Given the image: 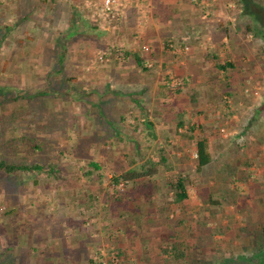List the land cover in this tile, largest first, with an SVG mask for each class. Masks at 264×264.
Listing matches in <instances>:
<instances>
[{
  "label": "crops",
  "instance_id": "crops-1",
  "mask_svg": "<svg viewBox=\"0 0 264 264\" xmlns=\"http://www.w3.org/2000/svg\"><path fill=\"white\" fill-rule=\"evenodd\" d=\"M122 1L118 14L107 17L100 14L102 0H0V34L5 36L0 42V66L7 70L0 69V75L20 86L12 91V100L30 99L33 93L38 98L44 93L39 85L51 78L65 88L58 91L61 100L55 104L41 106L35 114L28 112L38 118L22 123L20 136L27 141L38 138L32 125L51 120L43 112L59 118L56 113L67 103L69 93L86 104L85 125L74 113L71 129L87 133L79 134L69 148L82 139L85 144L63 159L56 156L50 161L51 156L40 154L34 164L43 167L27 171L44 178L63 177L60 193L70 192V204L62 208L69 213L70 224L62 226L64 216L57 218L61 229L54 259L57 264H90L91 260L102 264L94 257L102 255L106 235L117 232L120 257L127 259L138 249L133 264H163L159 243L165 232L171 235L170 242L185 241L190 253L195 249L217 262L228 256L234 236L214 233L206 223L221 228L235 226L236 220L241 224L264 221V108L258 110L264 93L250 83L252 69L244 76L227 78L216 68L225 60L238 68L242 61L248 63L246 53L260 49L248 30L253 18L243 13L242 0ZM258 1L264 4V0ZM103 47L101 62L95 61L96 50ZM215 54L220 58L215 59ZM229 81L233 94L225 93ZM27 84L33 90L22 89ZM76 89L81 92H74ZM15 110L20 111L15 107L8 112ZM207 115H220L222 123L220 127L216 120L212 127L204 123L208 131L214 130V160L197 171L196 145L180 135L184 132L178 122L207 119ZM110 130L113 132L107 136ZM223 130L227 132L221 133ZM232 136L237 142L231 141ZM57 143L61 151L68 145L61 135ZM48 145L44 143L43 152ZM79 148L89 152L79 155ZM138 149L142 153L137 155ZM43 157L50 162H42ZM92 162L101 164V170ZM148 163L156 164L155 172L135 179V186L125 189L123 198V190L116 193L111 180L105 185L97 183L103 182L105 171L113 179ZM50 164L55 165L53 170ZM234 169L239 173L231 186L237 189L238 201L210 206L203 199L208 193H217L215 175ZM179 176L187 180L184 207L197 221L180 225L181 234L176 232L178 219L173 212L179 213V207L171 204L172 183ZM148 178L147 185L142 183ZM165 196L169 209H164ZM220 208L234 213L236 220H229L228 213L221 218L208 212ZM189 225L191 229L184 230ZM71 240L72 246H66Z\"/></svg>",
  "mask_w": 264,
  "mask_h": 264
},
{
  "label": "rangeland",
  "instance_id": "rangeland-1",
  "mask_svg": "<svg viewBox=\"0 0 264 264\" xmlns=\"http://www.w3.org/2000/svg\"><path fill=\"white\" fill-rule=\"evenodd\" d=\"M261 49L262 47L260 46V49H255V51L246 53L245 59L249 60V64H253L252 68L250 67L249 69L253 71V73L252 71L250 72L253 78L250 83L256 86L257 91L260 93L263 91L264 93V52ZM105 50V47L96 50L95 61L101 62L100 56H102ZM2 56L3 54L0 55V57ZM43 59L50 63V60L46 59L44 56ZM0 69L7 71L6 66L3 65L0 66ZM52 69L55 70L57 67L55 66ZM67 73L69 74L70 71ZM50 80L51 82L48 79L45 81L46 83L43 82L39 85V87L44 90V93L39 94L36 100H12V95L15 94L12 91L18 90L20 86L8 80L5 75H0V135L6 136L3 138L0 137V159H5L13 163H26L30 165L37 161V156L40 154H43L42 156H44V154L45 156H51L52 158H50V161H54L56 156L63 159L64 157H71L73 154H76V149L70 150L73 146L70 148L69 146L74 143L79 134H86L87 131L83 132L79 129L80 131L78 132L77 130L75 131V128L72 130L71 122H75L73 120H76L73 118L75 116L74 113L77 114L79 123H83L82 126L85 125L87 119L85 115L86 104H82L83 102H81V100L79 101L77 98H74L72 93L68 94L67 103L63 102L60 107L61 109L56 113L59 118L53 119L51 117L55 114L53 112L51 116V113L48 114V111L47 113L43 112V116H47V118L51 120H48L44 125H40L34 121L35 124L31 127L35 135L40 134L38 135L40 136L39 138L42 139L46 145L49 144L47 151L43 152L39 150L35 152L31 149V146L39 142L36 139L22 144L21 149L12 147V144L9 146L10 143L8 144V142L5 141L11 137L20 136V134L23 133L22 130H20L23 126L22 123L28 124L29 119L35 120L38 118L37 115H29V113L34 112L35 114L37 113V108L41 110V106L48 105V107H50L52 102L55 104V101L61 100L58 91H62V89L65 90L64 86L57 79L51 78ZM21 82L22 85H25L23 81ZM250 83L247 84L251 86ZM23 88L25 90L29 88L30 91V89L33 90L34 87L27 84L23 86L22 89ZM46 89H48V92L45 91ZM74 92L80 93L81 90L76 89ZM51 93H57L58 95L51 96ZM32 95L34 97L37 96V94L34 95V93ZM40 96L43 97L40 98ZM56 97H58V100L55 99ZM54 104L53 106L55 108L56 106ZM15 107L20 110L17 120L11 121L6 125L3 124L1 115L13 110ZM78 109L79 112L77 113ZM219 116L207 115V119L197 117L195 120L191 118L196 125L195 131L199 132L201 130L200 125H204V123H208L206 126L210 123L209 127H212L211 122H214V120L218 121ZM73 125H76V123H73ZM180 127L181 131L186 132L190 127V122ZM225 127L226 126H224V128ZM204 128L203 126V130ZM223 132L227 131H221V133ZM59 135H61L68 144L67 146L65 145L66 147L63 148L62 151L61 148H59V143H57ZM88 152L89 150L85 148V150L79 149L77 153L85 156ZM47 160L48 159H45V157L42 158V162H48ZM105 175L106 177L102 179L103 182H97L98 184L103 183L105 185L108 184L110 180L112 182L111 172L106 173L105 171ZM62 179L63 177L55 179L54 176H47L44 178V176L39 175L37 172L27 171L15 172L7 175L0 174V264H57L54 256L55 250L58 247L56 240L57 237H59L58 235H60L59 231L61 229L58 225L57 218L59 219L64 216V218H62L64 222L60 223L62 226L66 225V223L70 224L69 220L71 219L69 213L62 209L64 205L70 204V192L66 193L64 191L60 193L62 191ZM126 188H131V184ZM68 208L69 206L67 209ZM64 230H67V228L64 227ZM68 230V232H71V228ZM66 237L68 236L66 235L65 238ZM50 238L55 242H50ZM118 239L119 236L117 232L106 235L104 238L105 242L102 244V255H97L94 259L102 261V264L104 262L107 264H120V262H123V264H133V258L137 254L138 249H134V252L131 253V257L127 259L120 257L121 252L117 246ZM70 244L72 246V240L68 242L66 246L69 245V247H71ZM62 245L64 246L65 244L63 243ZM44 250H46V254L42 256L40 251ZM67 250L69 249L67 248ZM60 260L63 262L62 259H59V261Z\"/></svg>",
  "mask_w": 264,
  "mask_h": 264
},
{
  "label": "trees",
  "instance_id": "trees-1",
  "mask_svg": "<svg viewBox=\"0 0 264 264\" xmlns=\"http://www.w3.org/2000/svg\"><path fill=\"white\" fill-rule=\"evenodd\" d=\"M243 5H244V14L247 16H250L252 19V22L248 24V30L253 32L254 39L261 44L260 46L263 48L264 52V4L258 0H242ZM230 37V36H229ZM5 38V36L0 34V42ZM242 53V52H240ZM243 54V53H242ZM242 54H240V60L242 59ZM216 55V54H215ZM245 56V55H244ZM215 59H219V56H214ZM226 62L223 63H216L217 69L222 70L225 72V75L227 78L229 77H234L237 75L244 76V74L247 73V70L250 71V67L252 68L253 64L252 63H246L245 61H242L241 65L238 66L234 62ZM249 65V67H246ZM62 67V66H61ZM61 67H59L61 69ZM233 72L231 73V71ZM246 79V77H244ZM233 84L229 81L228 84L225 86V93L228 94H233L231 92V86ZM241 88V86L238 87V91ZM242 88L240 89V91ZM48 92V91H47ZM19 98H14V100H18ZM30 99H35L36 98L31 95ZM1 105V103H0ZM264 108V97L261 100V104L258 107V110L261 111ZM17 110L12 111V112H5L1 115V119L3 124H8L10 121H16L19 114L16 112ZM258 111V112H259ZM10 119V120H9ZM15 119V120H14ZM190 122V127L187 129L186 132L181 133V136H184L188 138L191 141H194L196 145V150H197V165L196 169L197 171H202L203 167L208 166L211 164L214 160V146L212 143V135H214V131L210 132L207 130V128H204L203 130V125L201 126V132H196L195 131V122L192 120H182L178 122L179 126H183L185 123ZM193 122V123H191ZM220 123L219 127L221 126L222 121H217V124ZM218 127V129H219ZM112 130L107 132V136H110ZM114 135L116 133L114 132ZM1 138L6 137L5 135L1 136ZM31 138V140H38L39 142L36 143L35 145L31 146V149L35 152L39 150L44 149V142L42 139L39 138ZM0 138V139H1ZM264 138V136L262 137ZM237 142V138L233 137L231 138V141ZM28 139L25 138L24 136H14L9 138L8 140H5L8 142L9 146L12 144V147H15L17 149H21V145L27 143ZM12 142V143H11ZM85 144L83 143V139L80 140V142L76 143L71 150H75L77 147H80ZM26 147V146H25ZM103 147V146H101ZM239 147V146H238ZM79 148V149H80ZM16 149V150H17ZM84 149V148H83ZM98 149V148H96ZM138 153H142L141 149L137 150V155ZM92 166H94L95 169L101 170L102 165L99 164L98 162H92ZM52 170L55 167L54 164H50ZM156 164H145L142 166L141 169H130L126 172L125 175L123 176H117L112 179V188L116 190V193L119 192L121 189L123 191L120 192L122 195V198L124 194H126L125 189L126 187L131 184V187H134L135 185L133 184L134 180L137 178H142L143 176H150L152 172L154 171V167ZM42 165L34 164V165H28L26 163H13L9 162L8 160L5 159H0V174H12L15 172H24V171H31V170H38L42 168ZM211 167V166H210ZM91 172V171H90ZM155 172V171H154ZM238 169L234 170H227L223 171L222 174L218 173L215 175L219 187L217 189V193H208L206 195V199H203L204 201L208 202L211 205H217L221 204L224 206L228 205H234L238 201V196L236 195L237 189L232 188L231 183H234L237 180L238 175ZM146 185L148 184L147 182H150V178L144 179ZM123 181L125 182L124 186H120L119 184ZM186 179L182 178L179 176L173 183L172 187L175 189V192L172 195V202L171 204L178 205L179 207V213L175 210H173L175 217L178 219L177 224L179 228L176 229V232L181 234V231H183L182 227L180 228V225L185 223H192V224H197L196 219L192 216L193 212L188 211L184 207V200L188 197V192L186 189ZM131 182V183H130ZM119 185V186H118ZM138 188V187H137ZM136 189V188H135ZM168 196H165V202L167 200ZM171 206L168 205L166 202L165 208L164 209H169ZM177 207V208H178ZM166 212V211H165ZM212 215H220L222 216L221 218H225L224 213H228L229 215V220H236L234 219L235 216L234 213L232 212H223L222 208L219 210L215 211H208ZM168 216H166L167 218ZM213 223V222H212ZM210 223H206L207 227L212 229L214 233H222L223 235L226 236H234L231 241L233 242L231 249L228 251V256L223 257L222 259H218L217 262L216 260H207L206 258L202 257V254L198 250H193V253H190L188 251L189 245L185 241L181 240H174L170 242L171 235L168 233H163L161 234V242L159 243V248L164 254V260L163 264H264V221H260V219H254V220H247L244 223L241 224V222L236 220V223H233L235 226H231L229 224L222 226L221 228L219 225H215ZM191 225L189 227L183 226L184 230L191 229ZM180 239L181 235H180ZM235 240V241H233ZM42 256H45L44 251H40ZM200 253V254H199ZM39 254V253H38ZM90 264H97L93 260L90 261ZM100 264V263H99ZM112 264V263H111Z\"/></svg>",
  "mask_w": 264,
  "mask_h": 264
},
{
  "label": "built area",
  "instance_id": "built-area-1",
  "mask_svg": "<svg viewBox=\"0 0 264 264\" xmlns=\"http://www.w3.org/2000/svg\"><path fill=\"white\" fill-rule=\"evenodd\" d=\"M123 3L124 2L122 0H102L100 14L107 17H114L118 14L120 8L123 6ZM145 49L148 50L149 47L145 46ZM101 57L102 56H100V58Z\"/></svg>",
  "mask_w": 264,
  "mask_h": 264
}]
</instances>
